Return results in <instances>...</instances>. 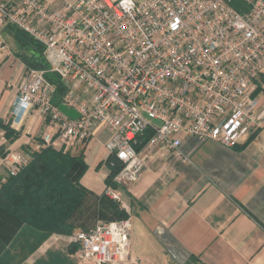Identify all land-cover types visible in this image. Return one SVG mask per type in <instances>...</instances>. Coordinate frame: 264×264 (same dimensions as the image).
<instances>
[{
  "label": "built area",
  "instance_id": "1",
  "mask_svg": "<svg viewBox=\"0 0 264 264\" xmlns=\"http://www.w3.org/2000/svg\"><path fill=\"white\" fill-rule=\"evenodd\" d=\"M230 2L75 0L50 8L43 0H1L0 32L10 23L42 44L50 70L67 87L61 103L78 113L72 119L60 111L43 70L26 68L12 122L34 111L44 120L39 147L69 152L96 130L108 132L106 150L122 164L113 177L120 187L139 177L154 149L187 160L183 134L227 147L244 144L264 119V0H244L242 11ZM146 128L151 136L137 150ZM29 160L19 151L3 156L8 175ZM119 188L105 185L103 193L128 217L97 219L78 233L80 260H131L130 212Z\"/></svg>",
  "mask_w": 264,
  "mask_h": 264
},
{
  "label": "crops",
  "instance_id": "2",
  "mask_svg": "<svg viewBox=\"0 0 264 264\" xmlns=\"http://www.w3.org/2000/svg\"><path fill=\"white\" fill-rule=\"evenodd\" d=\"M43 1L56 8L75 0ZM0 40V117L16 132L6 151L28 153L39 147L44 120L31 111L23 122H12V102L26 67L14 53L11 35L1 31ZM260 80L264 83V69ZM260 101L264 107V92ZM108 135L96 130L84 144L87 169L85 155L92 141L103 145L97 162L103 164ZM181 139L187 160L154 149L139 177L119 189L130 207L131 260L126 264H264V119L243 146L199 142L184 134ZM4 142L0 128V144ZM6 171L0 157V183ZM108 172L101 169L94 177L84 173L80 182L101 194ZM71 241V235L52 233L19 264H96L80 260L77 250L70 252Z\"/></svg>",
  "mask_w": 264,
  "mask_h": 264
},
{
  "label": "trees",
  "instance_id": "3",
  "mask_svg": "<svg viewBox=\"0 0 264 264\" xmlns=\"http://www.w3.org/2000/svg\"><path fill=\"white\" fill-rule=\"evenodd\" d=\"M230 3L238 11L247 9L244 0ZM1 31L11 35L14 53L26 68L43 70L45 79L54 85L51 103L58 106L67 87L60 76L50 70L42 44L10 23ZM0 128L5 138L0 144V157H3L7 153L6 144L15 138L16 132L9 121L1 117ZM151 133V129L146 128L138 136L137 150L145 145ZM85 145L75 154L48 146L31 150L29 162L16 174H7L0 183V264H19L52 233L68 235L76 228L89 230L97 219L111 221L128 217L117 201L103 192L97 195L81 184L80 179L87 170L83 156ZM103 163L109 167L105 185L119 188L113 177L122 164L113 154H108ZM77 247V242L68 244L70 252Z\"/></svg>",
  "mask_w": 264,
  "mask_h": 264
},
{
  "label": "rangeland",
  "instance_id": "4",
  "mask_svg": "<svg viewBox=\"0 0 264 264\" xmlns=\"http://www.w3.org/2000/svg\"><path fill=\"white\" fill-rule=\"evenodd\" d=\"M102 146L103 145L101 143H96V141L95 142L92 141V145L89 146L87 151H86L85 157H86V160L88 162V169L86 170L85 173L88 174L90 177H94L101 169L102 170H104V169L109 170V167H108V165L106 163H103V164L102 163L101 164L97 163L98 160H99V156L102 155V153H103L102 152V150H103ZM38 148H36L35 150H37ZM104 188H105V185L102 188V192H103ZM120 188H124V187H120ZM122 194L124 195L123 192H122ZM125 201H126L128 207H129V203L127 202L128 200L126 199ZM81 231H84V230L76 228L71 234H68V235H71L72 242L76 243V239L78 238L77 234L80 233ZM78 247H79V244H78ZM78 247L76 249L77 251H78Z\"/></svg>",
  "mask_w": 264,
  "mask_h": 264
},
{
  "label": "water",
  "instance_id": "5",
  "mask_svg": "<svg viewBox=\"0 0 264 264\" xmlns=\"http://www.w3.org/2000/svg\"><path fill=\"white\" fill-rule=\"evenodd\" d=\"M58 108L60 111L64 112L67 116H69L70 118L74 119L78 116V113L76 112V110L72 107H67L65 104L60 103L58 105Z\"/></svg>",
  "mask_w": 264,
  "mask_h": 264
}]
</instances>
